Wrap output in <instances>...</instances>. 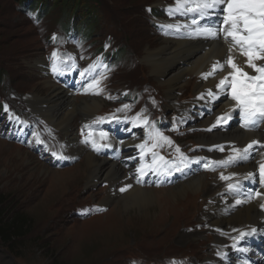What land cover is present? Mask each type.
<instances>
[{
	"label": "rangeland",
	"instance_id": "374dc122",
	"mask_svg": "<svg viewBox=\"0 0 264 264\" xmlns=\"http://www.w3.org/2000/svg\"><path fill=\"white\" fill-rule=\"evenodd\" d=\"M99 1L96 27L88 37L63 28L61 8L41 16L29 4L0 0V192L9 197L10 217L19 212L30 221L24 238L13 245L0 241V264H205L210 253L220 254L213 251L214 229L205 219L195 218L197 210L209 212L210 203L184 205L189 193L181 195L176 189L190 177L206 176L212 185L217 175L228 180L227 157L238 145L219 148V157H213L204 143L211 139L206 117L187 109L196 101L195 75L187 88L170 98L145 62L146 51L160 48L166 36L162 24L170 18L166 6L155 0ZM221 10H212L218 11L216 24L222 21ZM41 61L48 75L38 67ZM50 82L73 92L80 103L94 92L102 106L88 122V130L81 115L73 129L79 142L97 143L94 150L89 146L96 156L120 161L135 186L138 165L154 167L159 160L154 154L163 157L160 172L149 175L146 180L152 182L144 186L162 189L156 206L141 210L126 207L121 199L104 204L111 184H87L85 155L69 154L61 131L29 100L31 95L50 98ZM136 119L143 121L139 130H147L142 144L128 154L117 152L108 137L122 141ZM242 192L252 194L255 186ZM167 202L184 207L164 216L160 209ZM194 235L197 238H190ZM242 239L253 252L243 254L236 248L223 260L264 264V236L253 232Z\"/></svg>",
	"mask_w": 264,
	"mask_h": 264
},
{
	"label": "bare ground",
	"instance_id": "6f19581e",
	"mask_svg": "<svg viewBox=\"0 0 264 264\" xmlns=\"http://www.w3.org/2000/svg\"><path fill=\"white\" fill-rule=\"evenodd\" d=\"M155 1L156 4L166 6L170 18L162 21L167 31L163 38V44L160 48L148 49L144 56L145 62L165 85L167 96L170 98L176 95L178 89L187 88L186 83L191 78L190 76L195 75L197 78L194 89L196 101L188 106L189 111H187L190 114L196 113L206 117L204 120L211 135L210 141L204 142L208 151L212 153L213 157L218 156L220 154L219 148L228 150L230 144H233L232 142H236L238 149L241 150L240 156L229 151L233 157L230 155L227 157L228 163L226 164H228L229 169L226 173L229 176L228 180H223L217 175L213 178L215 183L212 185L206 176L190 177L182 182L183 184L178 185L176 189L181 195L189 193L185 204L174 205L167 202L165 205H161L160 210L162 215L172 216L184 207L183 204L195 203L194 205L198 207L199 201L203 204L209 201L211 210L204 214L197 210L195 218L205 219L207 226L214 229L212 233L215 236L216 244L213 251L217 250L220 254L217 257L210 253L205 264H229L223 260L226 259L228 252H234L236 248H240L241 252H244L243 254L253 252L250 247L246 246V243L243 244L242 242V237L246 233L259 232L264 236V207H261L264 205V183L258 181L260 179L259 165L264 163V147H262L264 145V122L256 124V126L251 123L247 127L244 126L243 114L237 107L236 101L231 98L230 81L232 77L230 74L234 70L227 63V58L231 56L237 67L249 76L255 70L248 66V58L243 55L239 46L231 41V37H226L225 31L221 34L220 31L224 30L225 27L222 23L224 16L227 15L225 11L221 10L222 21L219 22L221 24L219 25L216 24L215 20L219 10L216 13L211 11L210 14L201 16L199 13L193 14L179 6L180 4H187L188 7H191V0H177L173 5L167 4L168 1L172 0ZM226 7V3L222 2L216 8L225 9ZM194 19L196 23L193 22ZM205 27L217 31V35L215 37L201 35L200 32ZM218 63L219 66L213 73V65ZM254 63L258 67L264 66V60H255ZM38 67L44 75H48L44 62L41 61ZM224 77H228L229 82L222 88L217 87ZM49 85L52 89L50 98L31 95L29 100L43 118L61 131L62 140L66 142L69 154L85 155L89 167L86 175L87 184L93 186L98 181H107L111 184L104 204H110V202L121 199L126 207H138L142 210L156 206L157 194L161 193L162 189L154 190L144 186L152 182V178L149 183L146 180L149 175L152 177L154 172L157 174L160 172V157L154 154L159 158L154 167L149 166L148 163H145L144 166L138 165L135 184L139 186H135L128 174L123 172L124 166L120 161H110L104 157L96 156L95 152L90 151L89 146H93L94 150L97 143L94 144L92 139L86 141L87 145L79 142L77 133L73 129V123L81 115L85 129L88 130V122L102 106L99 99L94 97V92H90V96L82 99L80 103L77 102V98L70 90H63L51 82ZM169 106L171 107V105ZM141 124L143 125V121L136 119L132 125L125 129L122 141H117L112 135L108 137V141L117 152L130 153L131 147L135 148L142 144L141 138L147 134V130L143 128L139 130ZM254 140L260 143L253 145V148L249 149L245 156L243 149ZM258 149L263 151H258ZM144 151L145 148H143ZM147 151L149 150L147 149ZM119 159H121L120 156ZM134 160L135 156L130 159L131 162ZM249 173H252L251 177H249ZM252 185L255 186V192L243 196L242 191H246ZM121 189L126 190L121 191ZM257 192L261 193L259 197L256 195ZM197 236L194 235L190 238H197ZM226 237H231L232 241L229 242ZM257 256L260 257V255Z\"/></svg>",
	"mask_w": 264,
	"mask_h": 264
},
{
	"label": "snow or ice",
	"instance_id": "6c2138e0",
	"mask_svg": "<svg viewBox=\"0 0 264 264\" xmlns=\"http://www.w3.org/2000/svg\"><path fill=\"white\" fill-rule=\"evenodd\" d=\"M191 2V7H188L187 4H180L179 6L184 7L188 12L199 13L201 16L210 14L219 3H226L227 7L222 9V11L227 13L222 21L225 25L224 31L226 37H231V41L239 46L243 55L248 58V66L258 73V75L249 76L246 72L240 70L233 62L232 57L229 56L227 63L234 70L230 74L232 77L230 81L231 98L236 101L237 107L243 114L244 126L247 127L249 123L256 126L259 122L264 121V66L258 67L254 63L255 60H264V0H191ZM193 22L196 23L195 19ZM200 34L215 37L217 31L205 27L201 30ZM55 55L56 53H53V56ZM218 66L219 63L213 65V73ZM53 71H56L55 66L53 67ZM228 82V77H224L220 80L217 87L222 88ZM209 94L211 95L212 93L210 92ZM104 135V133H101L102 137ZM162 139L166 140L169 144L171 143L166 137H162ZM259 143V141L254 140L248 144L243 149L245 156L249 152V149L253 148V145ZM233 151L237 156H240V149L234 148ZM160 159H163V157ZM248 175L251 177L252 173ZM259 176L261 183H264V163L259 165ZM125 190L121 189V191ZM256 195L259 197L261 193L257 192ZM261 207H264V205H261Z\"/></svg>",
	"mask_w": 264,
	"mask_h": 264
},
{
	"label": "trees",
	"instance_id": "16d2710c",
	"mask_svg": "<svg viewBox=\"0 0 264 264\" xmlns=\"http://www.w3.org/2000/svg\"><path fill=\"white\" fill-rule=\"evenodd\" d=\"M23 5L29 4V9L39 10L41 16L49 15L54 9L61 8L64 13L63 28L73 31L81 36L91 37L96 25L93 21L97 19L98 10L96 4L99 0H18ZM85 19L77 23L76 19ZM93 23L91 26L86 25ZM118 57L121 52L117 53ZM2 72H0V80ZM9 197L0 192V241L4 244L13 245L18 239L26 236L30 221L28 216L16 213L10 217L13 210L8 204Z\"/></svg>",
	"mask_w": 264,
	"mask_h": 264
}]
</instances>
